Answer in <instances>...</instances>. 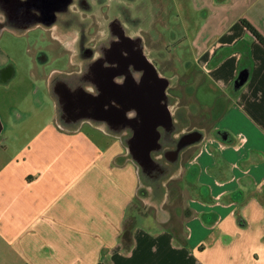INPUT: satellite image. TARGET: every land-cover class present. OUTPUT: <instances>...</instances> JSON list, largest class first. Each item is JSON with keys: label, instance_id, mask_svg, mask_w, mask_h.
I'll return each mask as SVG.
<instances>
[{"label": "crops", "instance_id": "1", "mask_svg": "<svg viewBox=\"0 0 264 264\" xmlns=\"http://www.w3.org/2000/svg\"><path fill=\"white\" fill-rule=\"evenodd\" d=\"M68 2L0 0V32H45L32 37L88 50L67 36L87 23L58 16ZM136 13L171 122L137 142L143 113L109 116L111 105L97 101L99 113L65 126L55 85L81 71L46 72L48 55L37 52L31 76L54 110L30 134L7 131L0 115V136L14 147L0 167V264H264V46L242 25L264 37V0H137ZM116 39L96 40L110 42L111 55ZM10 63L0 49V84L15 75Z\"/></svg>", "mask_w": 264, "mask_h": 264}, {"label": "rangeland", "instance_id": "2", "mask_svg": "<svg viewBox=\"0 0 264 264\" xmlns=\"http://www.w3.org/2000/svg\"><path fill=\"white\" fill-rule=\"evenodd\" d=\"M80 1L81 0H69L67 3V12H60L58 15L62 17L64 14L66 15V13H68L74 15L77 20L87 23L76 27L79 35H67L68 37L74 36L77 38V40H75L77 47L80 46L82 42H87L88 47L86 49H92L95 46L98 50L97 47H100L99 45L102 44V41L97 42V38L100 39L107 35L123 33L129 36L133 35L135 39H138L139 44L143 46L142 50H150L149 47L152 43H149L147 39L145 41L144 36L149 34L145 32L144 25H142L143 22L141 23L142 17L139 16V19H137V0H85L90 8L93 7V11L91 12L94 13L85 11L84 9L88 8L86 5H77L76 2L79 3ZM128 13L130 14L128 20L130 22L140 20L141 26L127 22L125 17H128ZM105 14L107 16H104ZM103 18L107 20L102 21L101 19ZM132 26L136 27L133 28ZM158 30L163 31L161 28H158ZM28 31L29 30H25V32L22 33H14L11 28H7L0 32V35H4L0 40V49L5 56L9 57L11 61L10 66H12L15 72L14 77L8 83L0 84V115L6 125L7 131L20 129L21 133L26 132L30 134L38 130L40 126L46 124L48 116L51 115L54 110L51 98L47 94L46 89H44L45 86L41 84V79H33L31 76V70L35 68L34 65L36 64H34L32 59L38 54L37 52L45 51L48 55L49 60L45 65L46 72L57 69L76 73L77 70H82L84 64L91 65L94 60L91 58L92 56L89 57L85 55L82 59L78 55L79 53L74 54V51L78 48L74 51L70 48L68 51L64 48H59L60 50H58L57 48L55 49V42L47 41V39L41 41L37 40L35 36L32 37L33 35H47L45 32L40 33L38 31H32L25 34ZM93 32L95 35H90V33ZM84 33H86V35H81ZM13 35H31V37L18 38ZM85 38H89L91 41H81ZM160 44L161 43H155V46L159 47ZM176 74L178 75V72ZM177 75H175V77L172 76L173 80L176 79ZM174 92L175 91H172V93ZM15 110L19 115L16 114ZM81 120L83 119L80 118L78 122ZM78 122L76 120L75 123L77 124ZM79 129H82V131L89 136L94 137L93 140L97 137L96 135H101V133L97 131L99 129H95L89 123H82ZM8 134L9 133H7L6 136H0V167L12 158L14 149L12 138L4 143L6 140L4 138H6ZM96 139L99 138L97 137ZM133 220L131 213H128L124 223L126 228L123 235L125 242H129L131 238L130 232L132 230L130 224L134 222ZM0 243H2V241ZM2 252V245L0 244V253Z\"/></svg>", "mask_w": 264, "mask_h": 264}, {"label": "flooded vegetation", "instance_id": "3", "mask_svg": "<svg viewBox=\"0 0 264 264\" xmlns=\"http://www.w3.org/2000/svg\"><path fill=\"white\" fill-rule=\"evenodd\" d=\"M76 3L79 6L86 5L85 0ZM124 35L126 34L116 35L118 39H116L117 42H112L114 48L112 51L114 52L111 55L108 46L110 42L106 45L100 44V47H97L98 50L94 46L92 49L80 51L78 55L81 58L85 55L92 56L93 63L91 65L84 64L82 70H80V75L75 74L70 76L67 81L56 82L54 94L58 100V119L65 126L73 125L76 120L82 117L99 113L100 111H98L96 105L97 101H103L102 111L107 109V103L111 105L110 113L107 114L109 116H114L113 113L120 112L123 117L130 112H135L136 116V108L143 115L146 113L147 110L140 107L142 105H138L135 94L138 93V89L145 91L149 88L150 90L153 84L155 83L157 86L158 82L153 81L151 71L144 65L139 40H128L124 38ZM121 47L122 49H120ZM155 80H158V78L156 77ZM85 84L90 85L92 94H84L81 91L82 86ZM165 89L160 94L159 104L166 108L171 99L165 94ZM123 95L124 98H122Z\"/></svg>", "mask_w": 264, "mask_h": 264}, {"label": "water", "instance_id": "4", "mask_svg": "<svg viewBox=\"0 0 264 264\" xmlns=\"http://www.w3.org/2000/svg\"><path fill=\"white\" fill-rule=\"evenodd\" d=\"M143 59L144 65L152 73L153 81L158 82L157 86L154 83L150 90L149 88L145 91L138 89V93L135 94L138 105H142L140 107H144L147 110L146 113H144L143 115L142 127L139 131V135L136 141L141 143H147V140L151 142L154 139L155 130L157 126L160 123L169 124L171 122V117L168 108H165L159 104L160 94L164 92V89L167 87V83L163 78L158 77L154 66L150 62H148L146 57H144ZM154 77H157L158 80H155ZM122 98H124V95Z\"/></svg>", "mask_w": 264, "mask_h": 264}, {"label": "trees", "instance_id": "5", "mask_svg": "<svg viewBox=\"0 0 264 264\" xmlns=\"http://www.w3.org/2000/svg\"><path fill=\"white\" fill-rule=\"evenodd\" d=\"M242 25L264 46V37L249 22L242 20Z\"/></svg>", "mask_w": 264, "mask_h": 264}]
</instances>
